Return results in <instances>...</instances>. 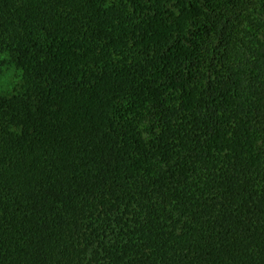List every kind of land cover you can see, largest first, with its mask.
<instances>
[{
	"label": "trees",
	"instance_id": "obj_1",
	"mask_svg": "<svg viewBox=\"0 0 264 264\" xmlns=\"http://www.w3.org/2000/svg\"><path fill=\"white\" fill-rule=\"evenodd\" d=\"M0 264H264V0H0Z\"/></svg>",
	"mask_w": 264,
	"mask_h": 264
},
{
	"label": "rangeland",
	"instance_id": "obj_2",
	"mask_svg": "<svg viewBox=\"0 0 264 264\" xmlns=\"http://www.w3.org/2000/svg\"><path fill=\"white\" fill-rule=\"evenodd\" d=\"M15 71L5 59H2V65L0 64V93H5L10 90L13 84L16 82Z\"/></svg>",
	"mask_w": 264,
	"mask_h": 264
}]
</instances>
